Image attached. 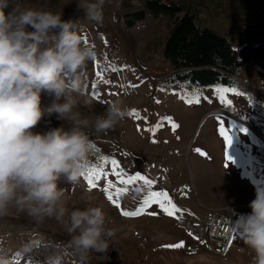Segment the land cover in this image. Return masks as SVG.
<instances>
[{"label": "rangeland", "instance_id": "374dc122", "mask_svg": "<svg viewBox=\"0 0 264 264\" xmlns=\"http://www.w3.org/2000/svg\"><path fill=\"white\" fill-rule=\"evenodd\" d=\"M179 1L195 11L200 25L225 35L243 16L254 18L264 13V0ZM16 5L60 14L63 20L73 22L83 43L95 50L96 60L84 68L88 75L86 91L74 109L81 118L94 121L112 101H119L128 110L126 118L107 133L97 134L92 127L85 129L100 151L91 158L78 183L61 179L67 182L62 187V206L71 203L81 210L100 207L106 216V229L115 230L112 236H105L106 251L87 252L91 258L109 264H254V253L237 233L228 253L221 255L201 246L199 240L180 228L177 217L203 218L204 203H238L242 204V214L251 212L248 205L255 198L254 183H264V100L257 90V66L264 58V50L240 71L238 78L250 90L225 84H174V71L161 54L174 25L168 15L146 12L142 20L128 27L124 15L137 9L125 0H105L101 24L86 19L79 0H8L5 12H11ZM142 21L148 23L143 32L138 30ZM87 97L93 99L91 106L83 104ZM51 99L41 93L42 106L50 104ZM214 108L227 111L240 122L213 114L207 117L202 131L196 132L203 116ZM44 117L53 121L56 114ZM218 120H223L226 128L235 129L231 147L219 135ZM240 127L247 128V134L241 133ZM51 128L56 127L41 121L33 131L46 132ZM195 133L190 166L196 189L191 183L186 155L189 139ZM226 152L234 163L226 160ZM112 160L116 161L115 166ZM113 167L121 176L112 174ZM137 173L153 183L120 182ZM89 180L96 186L91 187ZM138 187L141 191L136 193ZM151 192L167 193L180 211L170 216L157 203L145 206ZM109 195L119 207L107 198ZM124 211L139 214L124 216ZM59 235L69 236L55 217L36 223L14 210L0 217V249L11 255L12 262L27 263L31 242L62 245L69 264L78 262L80 254L68 249V241H60ZM180 243L181 247H169ZM191 247H199V251L191 254Z\"/></svg>", "mask_w": 264, "mask_h": 264}, {"label": "clouds", "instance_id": "9594fccd", "mask_svg": "<svg viewBox=\"0 0 264 264\" xmlns=\"http://www.w3.org/2000/svg\"><path fill=\"white\" fill-rule=\"evenodd\" d=\"M105 0H79L87 20L103 23ZM8 0H0V217L26 214L36 223L55 217L63 224L73 253L104 252L106 216L100 207L69 210L60 204L63 178L76 184L100 149L85 129L107 133L128 113L119 101L110 102L94 121L74 111L83 95L81 73L96 52L83 43L72 21L49 10L16 5L6 13ZM58 30V31H57ZM41 93L51 97L42 106ZM83 104L91 106L87 97ZM57 115L71 127L33 129L45 115ZM250 213L239 214L233 231L254 253V264H264V183L255 182ZM136 193L141 188H136ZM67 217V219H65ZM27 250V248L25 249ZM0 264H12L11 255L0 249ZM49 264H61L59 256Z\"/></svg>", "mask_w": 264, "mask_h": 264}, {"label": "trees", "instance_id": "16d2710c", "mask_svg": "<svg viewBox=\"0 0 264 264\" xmlns=\"http://www.w3.org/2000/svg\"><path fill=\"white\" fill-rule=\"evenodd\" d=\"M125 2L137 9L124 15L128 27H133L142 20L146 12L154 16L166 14L174 19V25L169 30L161 53L168 67L174 71L171 76L174 84L184 82L199 86L225 84L241 90L239 82L231 76L240 77L242 67L264 50V13L254 18L243 16L231 27L230 34L225 35L212 27L200 25L195 11L179 0H125ZM257 76L260 81L257 90L264 99V58L258 63ZM81 79L85 92L88 75L84 69ZM41 121L56 128L71 127L69 121L58 119L57 115L53 121H49L47 117H42ZM65 185L67 182L64 180L58 182L60 188ZM66 208L69 212L80 209L71 203L67 204ZM58 239L68 241L70 237L59 235ZM28 248L30 253H25L28 254L26 264H49V258L53 256H59L61 264H69L62 245L31 242ZM91 257L88 253L80 254L78 262L74 264H109L96 262ZM12 264H20V261L16 260Z\"/></svg>", "mask_w": 264, "mask_h": 264}, {"label": "built area", "instance_id": "2783aa9c", "mask_svg": "<svg viewBox=\"0 0 264 264\" xmlns=\"http://www.w3.org/2000/svg\"><path fill=\"white\" fill-rule=\"evenodd\" d=\"M148 28V23L142 21L138 24V30L143 32ZM246 204V203H244ZM206 213L203 218L187 216L177 217V225L200 241L201 246L211 251L225 255L228 253L236 232L233 229V221L242 212L239 210L242 204L229 203L213 206L204 203ZM190 253L195 254L199 247H191Z\"/></svg>", "mask_w": 264, "mask_h": 264}, {"label": "snow or ice", "instance_id": "6c2138e0", "mask_svg": "<svg viewBox=\"0 0 264 264\" xmlns=\"http://www.w3.org/2000/svg\"><path fill=\"white\" fill-rule=\"evenodd\" d=\"M97 75H99V73H97ZM93 87H95V85H93ZM225 91H227V90H225ZM239 131L241 133L247 134V131L248 130L245 127H240ZM218 132H219V135L223 138L225 144H227L229 147H231V145L233 144L234 135H235V129H234V127L233 126H229V127L226 128L224 126V121L223 120H218ZM196 151L198 153H200V154H203L200 149H196ZM226 160L228 162H232V163L235 162L233 160V158L227 154V152H226ZM105 162L106 163L108 162L107 161V158H105ZM111 164L113 166H115L116 165V161L115 160H112L111 161ZM112 174H114L116 176H121V173L120 172H117L115 167H113V169H112ZM135 180H143L146 185H151L153 183L151 180H147L144 176L140 175L139 173H137L134 176L128 177L127 180L121 179L120 182L121 183H132ZM89 185L91 187H95L96 186L93 183L92 180H89ZM109 185L111 186V181H109ZM105 191L107 192L108 189L105 188ZM107 198L110 201H112L114 204H116V201L113 199V196L112 195H109ZM152 203L159 204L160 207L162 208V210L165 213H167L168 215H170V216L173 215L174 212L180 211V209H178L176 207V205L172 203L171 199L168 198L167 193H165V192H151L150 195H149V197L147 199H145L144 204H145V206H148V205H151ZM116 206L119 207L118 204H116ZM141 211H142V209H141ZM138 214H139V212H137V211H131V212L124 211L123 212V215L124 216H136ZM181 246H182V243L176 244V245H171L169 247H181Z\"/></svg>", "mask_w": 264, "mask_h": 264}, {"label": "bare ground", "instance_id": "6f19581e", "mask_svg": "<svg viewBox=\"0 0 264 264\" xmlns=\"http://www.w3.org/2000/svg\"><path fill=\"white\" fill-rule=\"evenodd\" d=\"M236 78L240 81L242 87H244L245 89H249V90L252 89L248 84H246L245 82H243L242 80H240V78H238V77H236ZM211 111L219 112L218 115H222V116H225V117L230 118L229 115L222 113V109H220V108H214V109H212ZM223 111H224V110H223ZM204 116H205V115H204ZM204 116H203V118L201 119L200 124H199V127H198V129H197V131H196V132H198V133L202 131V129L204 128L205 122H206V120L208 119V118L205 119ZM196 135H197V134L195 133V134L189 139L188 146H187V149H188L187 156H188V159H189V164H190V155H191V152H192V149H193V146H194L195 136H196ZM260 137L263 138L261 135H260ZM189 166H190V165H189ZM190 168H191V166H190ZM191 171H192V169H191ZM192 173H193V171H192Z\"/></svg>", "mask_w": 264, "mask_h": 264}, {"label": "water", "instance_id": "95a60500", "mask_svg": "<svg viewBox=\"0 0 264 264\" xmlns=\"http://www.w3.org/2000/svg\"><path fill=\"white\" fill-rule=\"evenodd\" d=\"M233 79H235L237 82H240L235 76H231ZM240 85V87L241 88H243L244 89V87H242V85H241V83L239 84ZM255 93V92H254ZM262 98V97H261ZM262 100H264L263 98H262ZM219 112H214V111H211V112H209V113H207L205 116H204V118L206 119L208 116H210V115H213V114H218ZM222 113H224V114H227V115H229V117L230 118H232V119H234L235 121H237V122H240L239 120H237L236 118H234L231 114H229L227 111H223L222 110ZM255 132V131H254ZM256 133V132H255ZM257 135H258V133H256ZM259 137H260V135H258ZM187 152H188V149H187V151H186V155H187ZM187 163H188V170H189V175H190V178H191V183H192V186H193V188L194 189H196V183H195V178H194V175H193V173H192V171H191V168H190V164H189V159H188V156H187Z\"/></svg>", "mask_w": 264, "mask_h": 264}]
</instances>
